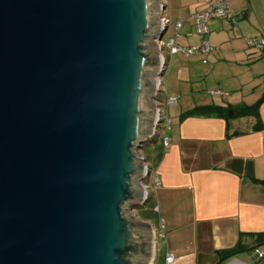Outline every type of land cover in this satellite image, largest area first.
<instances>
[{"label":"water","instance_id":"water-1","mask_svg":"<svg viewBox=\"0 0 264 264\" xmlns=\"http://www.w3.org/2000/svg\"><path fill=\"white\" fill-rule=\"evenodd\" d=\"M158 0H0V264H150L130 219L165 63ZM153 77V78H152Z\"/></svg>","mask_w":264,"mask_h":264},{"label":"crops","instance_id":"crops-1","mask_svg":"<svg viewBox=\"0 0 264 264\" xmlns=\"http://www.w3.org/2000/svg\"><path fill=\"white\" fill-rule=\"evenodd\" d=\"M162 1L165 10L168 3ZM207 6V0H201L189 17L192 19ZM237 15L230 14L229 4L227 18L210 19L205 36L194 33L196 42L188 39L193 38L189 31L184 36L187 41L178 40L184 38L179 32V37L171 38L182 48L205 41L211 48L207 53L170 54L167 49L161 52L165 70L168 61L163 52L167 51L169 58L177 57L174 75L179 84L186 86L179 91L187 104L177 110L174 119H170L169 133L162 138L167 139L166 144L161 142L158 147L160 160L151 168L158 183L152 194L156 210L154 218L157 219L155 230L162 229L163 234L159 237L164 242L159 264H264V259L254 262L249 257L255 248L264 253V244L257 246L255 243L256 236L264 233V48L257 50L247 43V40L264 36V26L256 18L253 32L245 33L242 40L234 38L230 41L231 32L225 27L239 34L237 21L233 19ZM246 17L244 13L243 18ZM186 23L187 19L180 23L179 31ZM190 28H194L193 23ZM215 50L219 56L216 64H227L222 70L219 67L220 71L209 70V77L218 74V79L223 81L215 90L221 94L210 95L209 92L213 91L210 90V97L195 95L190 83L204 75L197 64H209V57ZM164 90L162 83L161 92ZM170 97H175L177 104L179 99ZM194 101L197 104H190ZM159 102L162 109V102ZM255 104L257 116L230 120L203 117L179 120L183 112L195 106ZM147 221L154 226L151 219ZM155 242L151 264L155 259ZM238 244L252 249L238 252L228 259L220 258L219 252ZM167 255L172 258L169 263L166 262Z\"/></svg>","mask_w":264,"mask_h":264},{"label":"rangeland","instance_id":"rangeland-1","mask_svg":"<svg viewBox=\"0 0 264 264\" xmlns=\"http://www.w3.org/2000/svg\"><path fill=\"white\" fill-rule=\"evenodd\" d=\"M160 4H162V0H158ZM167 5L165 4V10L163 11L164 16L168 19L169 24L166 32L162 36V41H166L168 39L174 38L176 35L175 30V24L181 23L184 19H187L186 25L179 31V34L181 36H185V33L187 31L193 33V38H188L189 40L196 42L197 39L195 38L196 31L194 32L190 26L192 25V19L189 17V15L195 11L196 7L200 4L201 0H166ZM226 2H229L230 4V14L238 13L239 15L235 16L233 19L237 21V26L239 28V34L237 32L233 33L232 29L230 30V27H225V30L227 32H231V36L228 40L232 41L234 38L236 41L242 40L245 36V33H248L249 31H252L256 29L254 26L257 24L256 18L261 22V24L264 26V0H225ZM249 13L247 12L248 9ZM253 9V11H252ZM242 11V13H240ZM244 13H246L247 17L243 18ZM248 13V14H247ZM250 15V17H249ZM162 16V14H161ZM240 19V20H237ZM188 28V29H187ZM258 29V28H257ZM260 32V31H259ZM211 35V34H210ZM186 37V36H185ZM185 37L182 39H178L180 42L187 41ZM156 40V41H155ZM153 40V42L156 43L157 49V39ZM162 55V54H161ZM158 56H160V52L158 50ZM163 56L168 61L167 63V69L165 70L163 76L161 77L162 83L164 85V92L159 91L160 85H158L157 82V89L153 93V96L150 97L151 102L154 104L156 108V118L158 119V122L155 125H152L153 128L152 134L145 137V140L143 143H141V146L138 148V150L135 152L136 156L139 157V159H136V163L143 166H148L150 168V172L148 176H143V178H140L139 180H136V182L140 183L142 188L144 189V196L143 202L129 205L127 206L128 209H125L126 213L133 214V217H130V219L139 220V222L146 223L150 230L152 231V245H153V253L155 250L154 247V241L156 246V253H155V259L154 264H159L163 250H164V242L161 237L162 236V229L158 227L156 230V218L152 217L151 222L154 224L149 223V221L144 220L146 217H148L149 213L151 214L152 211L156 212L154 203L152 201V194H153V174L151 171V165H152V157H154L153 153L156 150V148L159 147L160 143L162 142V138L169 133L167 130V125L164 122V118L174 119L176 117V112L179 108H184L186 106L187 102H185V96L181 95V92L179 91L182 88H185L183 84H179L176 80V77L174 75L175 73V59L177 57H170L167 51L163 52ZM196 56H193L192 58L195 59ZM218 52L216 50L213 52L212 55H210V63L207 65L197 64V66L202 69V72L204 75L199 78L192 79L190 86H192V90L194 89L195 95L202 96V95H208V92L210 90L215 91L216 88H219V85L222 84V80L218 79L217 75H213L209 77V73L211 69H214L215 72L219 70V67H221V70L224 69L225 65L222 64L218 65L217 62ZM213 61H215V64H213ZM198 63V62H197ZM218 66V67H216ZM208 70V71H207ZM220 71V70H219ZM201 72V71H200ZM153 78V77H152ZM154 79L156 81H160L159 77H157V74L154 76ZM161 82V81H160ZM220 88H223L220 87ZM198 90V91H197ZM197 91V92H195ZM160 93V94H159ZM168 96H176L179 100L177 104L172 103L169 104L167 102ZM182 96V97H181ZM209 96V95H208ZM210 97V96H209ZM195 98V97H194ZM159 101L162 102V109L161 107L157 105ZM192 102V101H190ZM190 104H197L195 103ZM216 103H220L216 100ZM189 106V105H188ZM167 116V117H166ZM170 126V124H168ZM152 216V215H151ZM149 263H153V256L149 260Z\"/></svg>","mask_w":264,"mask_h":264},{"label":"built area","instance_id":"built-area-1","mask_svg":"<svg viewBox=\"0 0 264 264\" xmlns=\"http://www.w3.org/2000/svg\"><path fill=\"white\" fill-rule=\"evenodd\" d=\"M208 6L202 10L201 12H198L192 16L193 20V25L196 33L200 36H205L208 33V21L212 18H217V19H226L227 18V13L229 9V4L224 1V0H207ZM160 20L162 22L163 27H166V30L168 28L169 21L168 19L162 14L160 17ZM181 28V24L177 23L175 25V30H176V35L175 37H179V29ZM166 32V31H165ZM164 32V33H165ZM163 36V35H162ZM156 41V40H155ZM247 43L249 46L254 47L257 50L263 49L264 48V36H261L259 39L256 40H247ZM158 44V50L161 52L164 49H167L170 54H174L177 52H182L185 55H192L195 53H207L211 50L209 45L205 42L202 41L200 45L197 46H191V47H186L182 48L179 47L178 45L175 44L174 39H168L166 41H162V37L160 40L157 41ZM162 57V56H161ZM264 61V58H263ZM205 63V61H204ZM161 81V78H159ZM159 80L158 85H160L159 91H162V83ZM210 95H218L221 94L220 91H212L209 92ZM167 102L169 104L175 103L176 98L175 97H168ZM158 106L161 107L160 102L157 103ZM162 111V109H161ZM163 112V111H162ZM164 122L167 125V129L169 128L168 124L170 123V119L164 118ZM166 138L162 140L163 144H166ZM262 142L264 145V134L262 135ZM153 185L156 186L158 185L157 180L153 178ZM249 257L254 261H258L261 259H264V253L261 252L259 249L255 248L250 251ZM172 260L170 255H167L166 257V262L169 263Z\"/></svg>","mask_w":264,"mask_h":264},{"label":"trees","instance_id":"trees-1","mask_svg":"<svg viewBox=\"0 0 264 264\" xmlns=\"http://www.w3.org/2000/svg\"><path fill=\"white\" fill-rule=\"evenodd\" d=\"M257 105L251 106H219V105H200L195 106L192 109L183 112L179 116V120H183L189 117H203V118H220L224 120H230L235 118L247 117V116H257ZM154 157H152V165L156 164L161 157V150L156 148L153 153ZM156 212L152 211V213L148 215L144 220L152 219ZM152 215V216H151ZM257 246L264 244V233H259L256 236L255 240ZM252 248H245L243 245L238 244L235 247L219 252V256L221 259H228L231 256L237 254L238 252L251 250Z\"/></svg>","mask_w":264,"mask_h":264}]
</instances>
